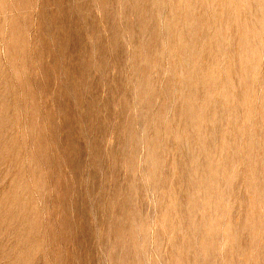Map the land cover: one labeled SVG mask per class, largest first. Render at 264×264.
<instances>
[{"label": "rangeland", "instance_id": "obj_1", "mask_svg": "<svg viewBox=\"0 0 264 264\" xmlns=\"http://www.w3.org/2000/svg\"><path fill=\"white\" fill-rule=\"evenodd\" d=\"M0 264H264V0H0Z\"/></svg>", "mask_w": 264, "mask_h": 264}]
</instances>
